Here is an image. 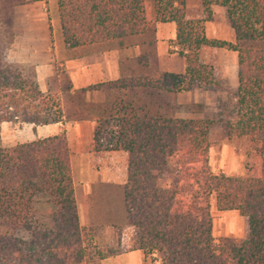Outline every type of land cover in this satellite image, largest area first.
I'll return each instance as SVG.
<instances>
[{
    "label": "trees",
    "instance_id": "16d2710c",
    "mask_svg": "<svg viewBox=\"0 0 264 264\" xmlns=\"http://www.w3.org/2000/svg\"><path fill=\"white\" fill-rule=\"evenodd\" d=\"M0 0V124L32 127L92 122L94 152L125 154L123 218L134 231L141 264H264V0H199L187 18L184 0H55L62 45L78 55L136 48L118 58V77L72 88L55 67L38 87L30 65L9 61L12 8ZM222 7L233 41L207 38L211 8ZM172 23L168 54L182 73L156 63V25ZM204 48L236 53L235 119L226 136L245 138L259 162L256 176L230 177L208 166L206 119L173 118L176 94L213 85ZM100 92V101L86 94ZM64 130L0 147V264H88L92 231L78 221ZM244 220L238 243L211 235L210 200ZM97 255V256H96Z\"/></svg>",
    "mask_w": 264,
    "mask_h": 264
},
{
    "label": "crops",
    "instance_id": "0c3cea01",
    "mask_svg": "<svg viewBox=\"0 0 264 264\" xmlns=\"http://www.w3.org/2000/svg\"><path fill=\"white\" fill-rule=\"evenodd\" d=\"M184 3L187 18L199 16V0H184ZM192 8L196 13L190 16ZM211 11L212 21L218 13L225 15V10L219 6H213ZM11 12L15 34L6 58L14 63L32 66L41 91L46 90V82L53 75L56 58L62 60V71L68 76L72 88L78 89L117 79L119 56H135L138 53L136 48H129L78 55L73 50L65 49L61 41L55 0H24L22 5L13 7ZM212 21L205 22L204 26ZM173 38L172 23L156 25L158 70L178 74L183 72V59L167 53L166 42ZM101 98L100 92L86 94L88 101L97 102ZM3 124L7 123H1L0 128ZM28 126L31 137L24 142L53 136L64 130L70 154L73 195L81 226L92 227L97 221H110L115 216L123 215L120 188L125 180V158L121 151H92V122Z\"/></svg>",
    "mask_w": 264,
    "mask_h": 264
},
{
    "label": "rangeland",
    "instance_id": "374dc122",
    "mask_svg": "<svg viewBox=\"0 0 264 264\" xmlns=\"http://www.w3.org/2000/svg\"><path fill=\"white\" fill-rule=\"evenodd\" d=\"M195 13L194 8L190 9V16ZM198 13L200 17V8ZM214 20L211 19L212 22L204 26L206 36L232 42L233 33L226 16L218 13ZM11 31L13 41L15 33L12 18ZM166 45L168 48V41ZM200 59L211 66L213 85L207 89L193 87L190 91L176 94L173 99L177 108L173 110L171 116L210 121L207 134V162L213 173H222L230 177L256 176L259 162L253 144L245 138L226 136L227 124L235 119L236 53L224 49L204 48L200 53ZM54 63L58 69H64L62 60L56 58ZM30 137L28 125L3 124L0 128V147L19 144ZM123 156L125 158L124 153ZM111 193L114 197V190ZM209 204L212 238L214 240L228 238L238 243L244 236V220L235 211H218L213 199ZM90 228L94 251L105 258L101 260L95 258L88 264H141L142 255L134 249V231L126 225L123 215L115 216L110 221H97Z\"/></svg>",
    "mask_w": 264,
    "mask_h": 264
}]
</instances>
